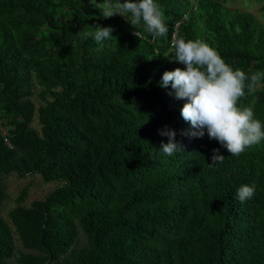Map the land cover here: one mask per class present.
<instances>
[{
	"label": "trees",
	"instance_id": "obj_1",
	"mask_svg": "<svg viewBox=\"0 0 264 264\" xmlns=\"http://www.w3.org/2000/svg\"><path fill=\"white\" fill-rule=\"evenodd\" d=\"M227 1L155 0L168 34L141 23L140 40L89 0H0V205L9 174L58 182L0 216V264H264V140L234 156L207 133L181 135L185 101L158 83L184 67L163 56L173 35L264 73V23ZM97 25L114 38L84 35ZM238 105L264 122V81ZM165 125L184 145L172 156ZM214 148L225 158L210 165ZM243 184L255 194L241 202Z\"/></svg>",
	"mask_w": 264,
	"mask_h": 264
},
{
	"label": "clouds",
	"instance_id": "obj_2",
	"mask_svg": "<svg viewBox=\"0 0 264 264\" xmlns=\"http://www.w3.org/2000/svg\"><path fill=\"white\" fill-rule=\"evenodd\" d=\"M89 4L99 9L104 18L116 14L123 16L140 40L144 39V33L139 30L141 23L153 39L168 34L155 0H89ZM93 27L94 32H84V35L92 36L98 44L102 45L114 38L111 26ZM170 46L172 51L163 56L184 67L166 70L158 83L161 88L168 89V95L185 101L181 116L190 127L182 129L181 135L203 138L207 133L210 140L218 141L221 147L234 156L241 155L247 148L264 140V122L255 118L252 107L238 105L245 96V90L248 94L257 91L264 81V73L234 69L203 40L173 35ZM159 134L168 137V141L162 142L159 148L163 154L172 156L184 150L183 143L176 139L175 129L165 125ZM224 158L220 148H214L209 164L222 163ZM254 194V184H243L236 191V197L241 202L251 199Z\"/></svg>",
	"mask_w": 264,
	"mask_h": 264
},
{
	"label": "rangeland",
	"instance_id": "obj_3",
	"mask_svg": "<svg viewBox=\"0 0 264 264\" xmlns=\"http://www.w3.org/2000/svg\"><path fill=\"white\" fill-rule=\"evenodd\" d=\"M264 0H228L224 6L232 10H240L252 14L257 20L264 23V11L261 10ZM40 86L35 85L33 87L34 94L32 100L37 107L39 105L38 91ZM1 122V120H0ZM33 127L39 130V123L35 116L32 123ZM58 182L44 181L38 174H28L24 177H19L16 173L9 174L3 178V185L5 190V197L0 205V216L4 219H8V212L11 208L18 204L19 197L23 195V199L20 204L28 206L33 200L42 199L49 191H51ZM16 245L19 247L17 236L14 235ZM86 243V239L83 233H79L77 240L78 246H82Z\"/></svg>",
	"mask_w": 264,
	"mask_h": 264
}]
</instances>
